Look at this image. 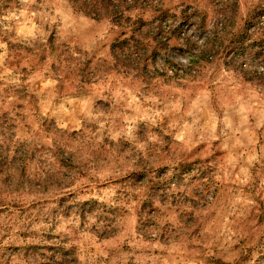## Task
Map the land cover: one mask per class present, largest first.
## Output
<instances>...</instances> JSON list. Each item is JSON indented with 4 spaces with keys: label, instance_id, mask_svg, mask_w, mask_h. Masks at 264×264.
I'll use <instances>...</instances> for the list:
<instances>
[{
    "label": "rangeland",
    "instance_id": "obj_1",
    "mask_svg": "<svg viewBox=\"0 0 264 264\" xmlns=\"http://www.w3.org/2000/svg\"><path fill=\"white\" fill-rule=\"evenodd\" d=\"M74 1L0 0V264H264V42L192 68L184 43L224 9L260 42L264 0H141L122 26ZM192 8L206 29L123 58L138 19Z\"/></svg>",
    "mask_w": 264,
    "mask_h": 264
},
{
    "label": "trees",
    "instance_id": "obj_2",
    "mask_svg": "<svg viewBox=\"0 0 264 264\" xmlns=\"http://www.w3.org/2000/svg\"><path fill=\"white\" fill-rule=\"evenodd\" d=\"M88 1H91V5L95 8H89L87 5L85 6L84 3H88ZM122 3L125 4L124 7H122V4H116L112 0H109L107 3H105V0H102L103 5L100 3L98 4L97 0H82V2H75V5L78 9L82 11H93V13H96L95 15L98 17L100 15V9L107 8L109 16L112 18V20L119 26H122L123 24L128 21L131 24L130 19L126 16L125 11L129 7H141L140 1L141 0H121ZM84 2V3H83ZM95 3V4H93ZM87 7V8H86ZM111 8V9H110ZM93 9V10H88ZM99 13V14H97ZM224 13V23L220 30L212 29L210 30V33L206 35L205 42L199 45V42L190 37L186 36V39H184V43L187 45L188 49L187 55H188V62L186 64L187 68H192L193 66H196L199 64V62L209 56L219 55L224 52H227L232 50L233 47L236 46V52L235 55L232 57V59L235 60L236 55L240 53L241 50H255L257 46L262 47V43L264 42V39H261L260 42L257 43L253 42L255 38L252 39V36L248 30V26L250 25L251 21L244 24L241 28L238 29V33L231 32L230 28L235 24L236 18H234L233 14L231 16H227V11L225 9L223 10ZM163 14V15H162ZM161 16L157 21H155L152 25H149V27L145 26L144 20L138 19L137 22H135L132 28V38L134 39V46H132V52L133 51H142L145 53H151L150 55H145L143 60L141 62H138L134 65L130 63L131 67H134L140 71L141 73H145L147 69L148 59L152 56L156 60V54L157 53H163V51L168 50L169 48V41L174 35H179L181 32V27L183 23L186 21L189 22L190 19H194L195 16H198L200 18V21H198V27L199 29H206V13L200 14L197 9H193L189 12L186 9H183L181 12V20L179 21V27L178 28H172V24L169 22L171 21L169 12H163L160 14ZM101 17V15H100ZM174 21V20H173ZM236 34V36H234ZM166 37V39H165ZM147 41L151 42V45L155 47V51H153V48L150 47L149 43H146ZM196 47H199L198 51H195ZM258 54L260 53L259 47L257 48ZM151 51V52H150ZM164 52L163 56L165 58V66L168 64V56ZM243 67V65H241Z\"/></svg>",
    "mask_w": 264,
    "mask_h": 264
},
{
    "label": "clouds",
    "instance_id": "obj_3",
    "mask_svg": "<svg viewBox=\"0 0 264 264\" xmlns=\"http://www.w3.org/2000/svg\"><path fill=\"white\" fill-rule=\"evenodd\" d=\"M32 2L34 3L35 0H32ZM10 17H5V19H9ZM179 21H175L172 23V28H178L179 27ZM107 28H108V25H107V22L104 23L103 26H101V30L98 34V39L103 41V39L105 38V36L107 35ZM166 39V37H165ZM146 43H149L150 47L153 48V51H155V47H153L151 45V42L150 41H147ZM151 53H145V52H142V51H133V52H130V53H124L123 54V58L131 63V64H136L138 62H141L143 60V58L145 57V55H150ZM113 139H115V137H113ZM175 140L177 142H179V145L181 146L180 147V151H183V147L184 146H189L191 144V140H190V137H188L185 133H181L179 135H177L175 137ZM143 147V146H142ZM180 164H181V160L179 159L178 155H175L173 158H170V159H166V160H163L161 163H160V167H164L166 169V172L165 174L167 175H172V174H178V170H179V167H180ZM153 180H155V177H153ZM68 191H75V189H68ZM83 199H87V197H83L81 198V200Z\"/></svg>",
    "mask_w": 264,
    "mask_h": 264
}]
</instances>
